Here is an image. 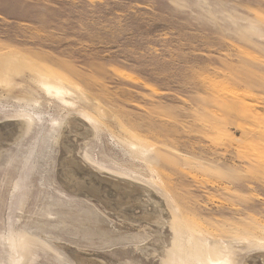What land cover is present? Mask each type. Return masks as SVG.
Returning <instances> with one entry per match:
<instances>
[{"label":"rangeland","instance_id":"rangeland-1","mask_svg":"<svg viewBox=\"0 0 264 264\" xmlns=\"http://www.w3.org/2000/svg\"><path fill=\"white\" fill-rule=\"evenodd\" d=\"M0 264H264V0H0Z\"/></svg>","mask_w":264,"mask_h":264},{"label":"bare ground","instance_id":"bare-ground-1","mask_svg":"<svg viewBox=\"0 0 264 264\" xmlns=\"http://www.w3.org/2000/svg\"><path fill=\"white\" fill-rule=\"evenodd\" d=\"M78 184H79V186H81V187H85L84 184H83L81 181H78ZM87 188H88V187H87ZM88 190H89L90 192L94 193L95 195H97V191H98V190L96 191L95 187H94V188H93V187H92V188L89 187Z\"/></svg>","mask_w":264,"mask_h":264}]
</instances>
